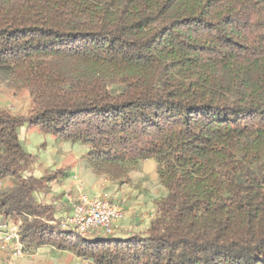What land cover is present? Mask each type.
Masks as SVG:
<instances>
[{"label": "trees", "instance_id": "1", "mask_svg": "<svg viewBox=\"0 0 264 264\" xmlns=\"http://www.w3.org/2000/svg\"><path fill=\"white\" fill-rule=\"evenodd\" d=\"M0 80L32 103L0 107V180L15 178L0 217L22 219L27 247L87 264H264V0H0ZM25 124L87 145L120 184L155 159L166 194L148 228L63 227Z\"/></svg>", "mask_w": 264, "mask_h": 264}, {"label": "rangeland", "instance_id": "2", "mask_svg": "<svg viewBox=\"0 0 264 264\" xmlns=\"http://www.w3.org/2000/svg\"><path fill=\"white\" fill-rule=\"evenodd\" d=\"M0 107L26 115L29 113L32 103L27 91H19L9 86L7 82L0 80ZM20 138L26 150L34 157L31 170L33 175L36 177L46 176L50 179L44 195L45 199L63 203L62 207L59 208L64 209L65 214L69 213L65 192L60 189V186L65 175L67 176L66 171L69 167L74 166L77 168L78 173L80 170H84L88 162L85 156L84 159L81 157L88 151V146L72 140L62 139L38 125L25 124L20 129ZM77 158H80V161L74 165L73 162ZM129 175L130 180L126 184L108 179L106 192L110 196L121 199L124 196V191L127 190V193L131 196L129 198L130 204L136 205L138 209H143L148 213V209L153 208L156 200L166 192L159 178L157 162L153 158L147 161L143 160L131 169ZM1 181L3 187H6L14 184L15 178L8 175L2 178ZM39 196L41 197L42 194H39ZM126 207L124 209L128 213V207ZM64 212L57 213V218L60 219ZM134 213L128 214L132 216ZM9 221L13 223L16 219L11 218ZM42 247L45 248L39 253L35 249L27 247L20 257H12L10 253H6L7 256H4L0 264H87L84 259L69 250L52 249L50 248L52 246Z\"/></svg>", "mask_w": 264, "mask_h": 264}, {"label": "built area", "instance_id": "3", "mask_svg": "<svg viewBox=\"0 0 264 264\" xmlns=\"http://www.w3.org/2000/svg\"><path fill=\"white\" fill-rule=\"evenodd\" d=\"M74 178L79 180L77 194L70 191L65 193L71 210L59 219V223L85 237L114 233L118 222L126 217V210L119 202L111 200L108 196L90 197L83 191V182L79 177L75 175ZM2 188L3 182L0 180V190ZM15 219L13 223L9 220H0V262L6 253H10L12 257H20L27 248L21 235L22 219L18 216Z\"/></svg>", "mask_w": 264, "mask_h": 264}, {"label": "crops", "instance_id": "4", "mask_svg": "<svg viewBox=\"0 0 264 264\" xmlns=\"http://www.w3.org/2000/svg\"><path fill=\"white\" fill-rule=\"evenodd\" d=\"M81 158L84 159V154ZM147 160L148 159L144 161H147ZM79 161H80V158H77L75 162H73V164L74 165L78 164ZM66 173H67V176L65 175V178L64 180H62V183L60 186V189L63 190V192L66 193L67 191H70V192H73L74 194H77V184L79 180L74 178L75 175H77L80 181L83 182V186H82L83 191L90 197H95L97 195H105V196H108L111 200L119 202L120 204H122V206L124 205L123 208L127 206L128 208L127 207L126 208L128 209V213L135 212L134 215L132 216L127 213L128 215H126L124 219L118 222L115 232H114V235L116 236L122 237L129 232L145 231L148 228L150 221L156 215V205L153 208H149L148 213H146V211L143 209H138L136 205H131L130 204L131 201L129 200L131 196L127 193V190L124 191V196L121 199L115 198L114 196H110L106 192L108 178L105 175L96 173V171L91 167L89 163H87L84 170L83 171L80 170L79 173H78L77 168H75L74 166L69 167ZM165 194L166 192H164V195ZM65 213L66 212L62 214H65ZM0 220H2L1 217H0ZM43 248L45 247H38L35 249V251L39 253ZM50 248L55 249L54 247H50ZM6 256L7 254H5V257Z\"/></svg>", "mask_w": 264, "mask_h": 264}]
</instances>
